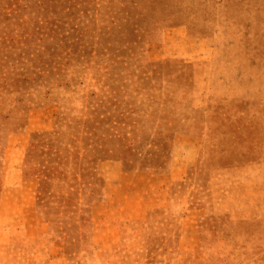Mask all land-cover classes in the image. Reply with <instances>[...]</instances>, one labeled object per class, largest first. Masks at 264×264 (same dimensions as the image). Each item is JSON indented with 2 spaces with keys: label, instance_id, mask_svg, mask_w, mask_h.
<instances>
[{
  "label": "rangeland",
  "instance_id": "obj_1",
  "mask_svg": "<svg viewBox=\"0 0 264 264\" xmlns=\"http://www.w3.org/2000/svg\"><path fill=\"white\" fill-rule=\"evenodd\" d=\"M0 264H264V0H0Z\"/></svg>",
  "mask_w": 264,
  "mask_h": 264
}]
</instances>
